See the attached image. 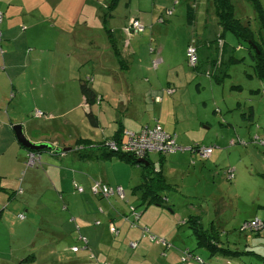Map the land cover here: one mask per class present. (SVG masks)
<instances>
[{"label":"rangeland","instance_id":"374dc122","mask_svg":"<svg viewBox=\"0 0 264 264\" xmlns=\"http://www.w3.org/2000/svg\"><path fill=\"white\" fill-rule=\"evenodd\" d=\"M188 1L190 0H132L131 4H128L129 0L121 1L116 10L117 17L114 19L118 25L117 29L121 28V21L135 15L133 8L137 3L157 18L144 32L131 37L135 53L129 57L132 69L130 73H125L126 85L122 91L126 93L136 91L140 94L151 89L157 92L163 99L161 103L150 99L145 104L142 101L143 97L135 95L133 104L147 121L158 119L166 131L175 134L178 145L185 148L194 144L217 147L209 159L196 158L195 164L191 162V154L188 151L149 154L148 157L153 162L159 161L162 156L165 157L164 174L173 186L162 192L167 198L162 206L144 205L139 196L132 192L133 188L143 183V174L146 171L144 167L129 165L116 155L102 157L99 153L101 151L95 150L99 157L97 159L94 156L93 159L95 171L103 170L112 161H120L128 166L119 176L123 179L126 200H121L117 196L105 199L110 201L116 198L122 202L126 201V204L122 203L124 208L133 205L141 213L136 227H131L130 221L134 217L129 213V221L124 225L125 230L129 231L118 233L114 239L111 237L110 240L115 242H111L102 252L120 249L113 264H168L167 256L170 254L179 258V261L175 260V264H196L194 257H201L209 264H226L224 256L210 257L206 249L197 247L192 229L185 221L190 215H198L204 227H210L211 223H214L221 239L229 241L232 249L254 250L259 255L253 253L243 255L235 258V261L240 264H264V235L255 236L249 229H240L244 220L254 217L264 219V145L261 143L264 140V83L253 75L254 63L248 54L247 44L236 39L230 32L225 35L227 49L223 65L214 69L212 75H208L211 71L206 60L216 58V53L205 42L214 38L219 31L214 3L213 0H201L200 10L199 8L195 10L193 1ZM232 1L238 17L244 20L254 18V9L248 0ZM261 2L264 6V0ZM189 4L192 5L194 12L189 11ZM168 10H171L170 14ZM108 27L114 28L112 20ZM252 27H256V24L253 23ZM124 32L120 33L117 30L114 34L120 46L129 39ZM191 34L193 36L196 34L195 37L199 40V55L202 62L198 70L190 67L186 61L185 51ZM100 35L103 39L107 37L106 32ZM150 48L155 50L161 48V53L159 55L150 53ZM93 54L96 57V52ZM230 55L242 61L227 64ZM158 57L162 62L160 61L158 68L154 70L152 62ZM51 58L54 57L51 55ZM108 59V56H104L103 59L95 61L93 71L90 69L91 63L84 66L90 77L93 76L94 83L100 80L95 74L97 65L104 61L108 62ZM113 60L117 66L118 63ZM73 61L78 64L77 73L84 71H79L82 68L80 65L85 63L82 57L74 58ZM225 69L229 75L224 77L222 82H217V77L223 78ZM143 85L148 88L140 89ZM168 85L176 89L174 94H166L165 87ZM232 86H240V89ZM252 90L259 92L252 93ZM73 102L74 96L71 98V104ZM102 105L109 106L107 101ZM252 107L255 110L254 116L249 118L247 113ZM218 109L220 113L217 112ZM75 116H78L75 118L77 121L82 117L89 122L84 106L72 113L71 117ZM73 122L77 126L61 127L63 137L67 136L69 140L71 135L86 134L88 127H91L90 123L88 127H84L76 121ZM258 125L260 129L257 128ZM255 135H258L260 140L255 141ZM52 137L54 138L53 135ZM239 139L241 142L229 144L230 140ZM47 144L49 147L44 151L49 152L52 150V144ZM72 144L75 150V141ZM55 148L61 150L62 146ZM55 148L52 151H55ZM179 157H182L177 165L179 171L167 172L166 168L171 164V160ZM50 158V163L61 166L63 158L59 154ZM61 167L65 172L64 167ZM229 168L233 169L235 174L233 179L228 177ZM39 169L43 181H51L44 173V171L49 173V166L44 159ZM26 188L25 186L23 195L25 205L27 208L31 207L35 214L30 224H35L36 228L41 227L40 240L44 237L46 241L50 240L60 247L67 244L70 248L74 243L81 244L80 233L88 237L90 230L99 228L101 215L96 210L101 206L99 212L105 211L102 202L104 200L94 196L89 190L85 191V195L76 192V189L57 193L43 183L36 184L35 188H27L29 190ZM71 217H74L76 223L81 226L80 231H77L76 223L70 222ZM93 219H98L100 223L95 225ZM68 222L71 224V231ZM88 222L93 228L83 227ZM106 225L107 222L104 226ZM151 236H156V239H152ZM131 242L137 243V246L132 247ZM93 250L97 251L95 248ZM65 254L69 256L73 253L67 249ZM105 262L107 261L100 260V263Z\"/></svg>","mask_w":264,"mask_h":264},{"label":"crops","instance_id":"0c3cea01","mask_svg":"<svg viewBox=\"0 0 264 264\" xmlns=\"http://www.w3.org/2000/svg\"><path fill=\"white\" fill-rule=\"evenodd\" d=\"M121 1L110 12L109 9L107 10L109 0H0V11L4 13L1 25L2 41L0 42L2 50V53L0 52V264H99L100 260L113 264L116 260L115 257L120 249H110L105 253L102 250L107 248L111 242H115L110 240L111 237L113 239L116 237L111 231L113 228L118 229L119 233L129 231L124 228L128 221L126 217L123 218L124 214L127 215V208H124L122 204L125 202L116 198L108 201L98 197L104 200L102 202L105 205V211L102 213L99 212L101 206H98L96 210L101 215L99 219L101 224L99 228L90 230L88 237L80 233L79 240L82 236L88 239V248L81 247L78 251H73L72 248L80 247L82 242L80 245L74 243L68 248L67 244L60 247L59 244H54L50 240L46 241L44 237L40 240L41 227L36 228L35 224H30L35 214L31 207H26L23 195L25 186L35 188L36 184L40 183L45 184L47 188L54 189L57 193L71 192L76 189L75 185H78L83 187V192L77 189L75 191L84 193L83 195L96 180L111 186H124L123 179L119 176L122 170H126L127 165L120 161H112L103 170L95 171L94 166L96 165L93 159L94 156L97 159L99 157L94 151L100 150L102 157L108 156L109 151L103 147V143L114 139L119 128L139 131L144 126L159 122L158 119L147 121L133 104L135 95L139 98L143 97L142 101L145 104L150 99L157 101L158 98L161 100L157 102L161 103L163 99L157 95V92L151 89L146 90L148 87L144 85L140 86V89L146 90L145 93L122 91L126 85L125 73H130L132 69L129 57L135 53L131 41L135 34L127 35L123 29L130 18L139 19L146 27L157 18L137 3L133 8L135 15L126 19L127 21H121V28L117 29L118 25L114 19L117 17L116 10ZM192 1L196 6L195 10L198 8L200 10L201 0L188 2ZM131 3L132 0H129L128 4ZM111 20L113 29L108 27ZM105 27L110 30L109 33ZM117 30L129 37L126 43H122V46L114 36ZM220 31L219 27L217 35ZM104 32L107 35L105 39L100 35ZM195 36L196 34L194 36L191 34L186 50L190 42L198 43L199 40ZM213 39L205 42L210 48H213L209 43ZM113 40L117 44L116 47L122 61L113 54L114 48L111 45ZM151 49L150 53L157 55L161 53V48L152 49L154 52H151ZM213 49L216 50V48ZM95 52L96 57L93 54ZM51 55L54 58H51ZM104 56L109 57L108 62L104 61L97 65L95 74L100 77V80L94 83L93 76L90 77L84 66L91 63L90 69L92 70L94 69L93 63L98 59H103ZM77 57L85 60L79 70L84 71L78 73V64L73 61ZM221 58H217L218 62L215 65H211V60H216V58L209 59L207 67L210 66L211 73L208 75H212L214 69L221 66ZM113 59L118 63L117 66L112 62ZM157 68L158 66L154 70ZM82 82H87L98 96L93 105L87 104L81 92ZM165 88L173 87L168 85ZM175 91L176 89L172 94ZM251 92L258 93L257 90ZM72 96L75 97V102L71 104ZM104 101L108 102V107L102 105ZM81 106L85 107L87 114H93L94 120L89 116V122L86 118L81 117L77 121L75 118L78 116L71 117L72 113ZM37 111L43 112L44 115H36ZM217 112L221 111L218 109ZM73 121L84 127H88L90 123L91 127H88L86 134L71 135L69 140V137H63L61 127L77 126ZM16 124L22 126L25 137L30 141L49 143L54 148L62 146V149L55 148V151L52 149L49 152L44 149L27 150L29 148L17 140L14 129ZM257 128L260 129V125ZM73 141L76 145L75 150ZM237 142L239 141L230 140L229 144ZM31 150L39 151L37 153L40 154V160L35 166L28 167L25 159ZM57 154L63 158L61 166L64 167L65 172L60 165L50 163V157ZM190 154L193 164L197 162V159H201L194 152ZM182 157L171 160V164L166 168L167 172H178L180 169L177 166L178 161ZM43 159L49 166V173L46 171L44 173L51 181H43L40 176L39 165H42ZM173 161H175L174 164ZM20 185L24 192L22 195H17L16 190ZM27 188L26 190H29ZM19 214H22L23 218H20ZM93 220H95L94 224L98 225L96 223L98 219ZM76 221L74 217L70 218L71 223H76ZM106 222L107 225L104 226ZM83 227L93 228V225L88 222ZM80 228L81 226L76 223L77 231H80ZM69 229L71 231V224ZM93 248L97 251L95 252ZM67 249L73 254L67 256L65 254ZM214 257H220V255ZM223 258L226 264H239L234 260L235 258ZM167 259L168 264H175V260L179 261V258L172 254L168 255Z\"/></svg>","mask_w":264,"mask_h":264},{"label":"trees","instance_id":"16d2710c","mask_svg":"<svg viewBox=\"0 0 264 264\" xmlns=\"http://www.w3.org/2000/svg\"><path fill=\"white\" fill-rule=\"evenodd\" d=\"M119 1L120 0H110L109 1L108 9L110 12H112L118 6ZM248 1L251 3V5L254 9V18L250 19V20H248V19L244 20L241 17L237 16L236 6L232 0H213L214 13L218 19L217 22H218L219 27L221 28V31L219 32L218 35H216L214 37L213 40H211L209 42L211 47L216 48V50H215L216 55L218 54L216 57V60H211V63H212L211 65L217 64V62H218L217 58L218 57H222L220 60H222L221 66L223 65V63H224L223 57H224V53L226 52V49H227V42L225 39V35L227 32H230L231 34H233V36L236 39H238L241 42H245L247 44L248 54L250 55V57L254 63V74L253 75H255V77H257L260 81H262L264 83V6H263L261 0H248ZM188 8H189L190 12L191 11L194 12L192 5L189 4ZM108 19H109V17H108ZM3 20H4V13H3ZM2 23H3V21L0 24L1 33H2V29H1ZM253 23L256 24V27H254V28L252 27ZM106 29H107V32L109 33L110 30L108 28H106ZM1 41H2V35H1ZM192 42L195 43L197 50H198V55H199L198 43H196L194 41H192ZM192 42H190L188 44V46ZM115 43L116 42H114V40L111 41V45L114 48L113 54L115 55V57L118 60H121L120 59V57H121L120 52H119L118 48L116 47L117 44H115ZM239 48L241 49V45L239 46ZM187 49H188V47H187ZM151 52H154V51H151ZM186 52H187V50H186ZM186 58H187V56H186ZM206 61L207 62L209 61L208 58ZM240 61H242V59H239V58L235 57L234 55H230L229 59L227 60V64L238 63ZM201 62H202V59L199 55V63L196 67H193V68L198 70ZM228 75L229 74L227 72V69H225L224 74H223V78L217 77L216 81L222 82L224 77H227ZM80 88H81L82 94L86 98L87 104L93 105L98 99L97 94L93 91L92 88H90L88 86L87 82H82ZM232 88L240 89V86H232ZM257 92H259V90H257ZM247 114H248L249 118L253 117L254 116L253 108H251V110L248 111ZM87 115L92 120H94V116L92 113H88ZM245 115L246 114H244V116ZM123 131H124V129L119 128V130L116 132V134L114 136V139L116 141L121 140ZM213 147H214L213 152L208 158H201L199 156L198 157L201 159H209L214 153L215 146H213ZM27 150H30V149H27ZM31 151H33V150H31ZM34 152H36V151H34ZM37 152H39V151H37ZM183 152H185V151H183ZM110 155H113V156L116 155L120 160L124 161L125 163H127L129 165H133V166L139 165V166L144 167V169L146 170L145 173L143 174V183L139 184V186L133 188V190H132L133 194H137L139 196V200L142 201V204L147 205V206H149V205L162 206L164 201H167V198L164 197L162 192L167 188H170V187L173 188V186L167 181V177L164 174V167L163 166H164V163L166 161L164 156H162L159 161L153 162L150 160V158L148 157L149 155H148V156H146V160H147L148 164H142V163H139L138 158L131 153L109 152L108 156H110ZM25 162H26V159H25ZM156 162L160 163V166H159L160 168L158 171L154 168V164ZM234 177H235V174H234ZM89 190H90V188H89ZM23 192H24L23 187L20 185V187H18L16 190V194L22 195ZM124 202H126V201H124ZM127 206H128L127 212H126L127 215L124 214L123 218L126 217V220L129 221V219H128L129 213H131V212H130L129 205H127ZM131 206H133V205H131ZM133 207L137 211L136 207L135 206H133ZM138 213H139L138 219L133 218L132 221H130L131 227H136L138 225V221L141 217V213L140 212H138ZM185 222L188 223V225L192 229L193 235L195 236V239L197 242V247L206 249L209 252L210 257L221 255V256L229 257L232 259V258H238V257H241L243 255H248V254H252V253L255 255H258V253H256L254 250L232 249L230 247L229 241H223L221 239L219 231H217L214 227L215 226L214 223H211V226L206 228L203 226L201 219H200V216H198V215H190L189 218ZM96 223H97V221H96ZM242 225H243V223H242ZM240 229L244 230L242 228V226H240ZM251 232L254 233L255 236L264 235L263 234L264 231L251 230ZM118 233H119V230H118ZM115 235L117 236L118 234H115ZM155 238H156V236H155ZM189 255H190V257L192 256L191 254H189ZM194 258L196 260V264H200L198 259H196V257H194Z\"/></svg>","mask_w":264,"mask_h":264},{"label":"built area","instance_id":"2783aa9c","mask_svg":"<svg viewBox=\"0 0 264 264\" xmlns=\"http://www.w3.org/2000/svg\"><path fill=\"white\" fill-rule=\"evenodd\" d=\"M168 13H171V10H168ZM3 21V12L0 11V24ZM146 29V26L137 18H131L127 25L124 28V31L127 35H133L144 32ZM1 30H0V42H1ZM151 51H154L151 49ZM0 52L2 53V50L0 48ZM187 61L190 67H196L199 63V55L198 50L195 45V43H191L188 46L187 52ZM161 61L160 59H155L153 64L154 68L158 66V63ZM264 90V88H263ZM167 94H172L174 92L173 88H167L166 90ZM161 99L158 98L157 101H160ZM36 115L43 116L44 113L41 111H37ZM260 140L259 136H255V141ZM238 141L241 142L239 139ZM262 145H264V140L261 141ZM103 147L108 149L109 152H121V153H131L135 155L137 158H145L151 153L158 152L160 154H169V153H176L178 151H189L196 153L201 158H208L212 152L214 147L213 146H207V145H201V144H194L193 146H189L185 148L184 146H180L177 144L176 135L171 134L170 132L166 131L163 126L160 124V122H155L153 125L144 126L139 131H132L124 129L122 138L120 141H116L115 139H111L108 141H105L103 143ZM40 160V154L35 153L33 151H30L28 153L26 164L27 166H34L38 161ZM160 164L156 162L154 164V168L158 171ZM228 177L229 179L234 178L233 169L228 170ZM76 189L79 192H83V187L75 185ZM90 192L97 197L102 198H111L113 196H117L121 200H126V192L123 186L116 185L111 186L107 183H104L100 180H96L93 182V184L90 187ZM130 212L131 215H133L134 218L138 219L139 213L135 210L133 206L130 205ZM20 218H23L22 214H19ZM129 219V218H128ZM97 223H99L97 221ZM243 229H249L251 230H257V231H264V219L261 218H254L247 220L242 225ZM111 231L113 233L118 234V230L116 228H113ZM152 239H156L155 236H151ZM82 245L75 246L72 248L73 251H78L81 247L82 248H88L89 242L86 237L80 238ZM132 247H136L137 243L131 242ZM190 256V255H189ZM94 256H92L93 258ZM200 264H209L203 261L200 257H196ZM99 264H110L108 262L105 263H99Z\"/></svg>","mask_w":264,"mask_h":264},{"label":"water","instance_id":"95a60500","mask_svg":"<svg viewBox=\"0 0 264 264\" xmlns=\"http://www.w3.org/2000/svg\"><path fill=\"white\" fill-rule=\"evenodd\" d=\"M14 129L16 132L17 140L25 147L34 150L47 149L49 147L47 143H34L27 139L23 133L22 126L20 124L15 125ZM52 149H54L53 146ZM138 162L142 164H148L145 158H138Z\"/></svg>","mask_w":264,"mask_h":264}]
</instances>
